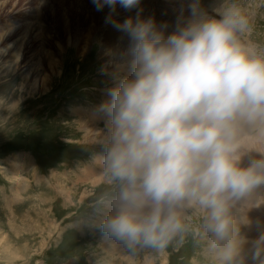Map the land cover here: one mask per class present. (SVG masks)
<instances>
[{"label": "rangeland", "instance_id": "obj_1", "mask_svg": "<svg viewBox=\"0 0 264 264\" xmlns=\"http://www.w3.org/2000/svg\"><path fill=\"white\" fill-rule=\"evenodd\" d=\"M32 1L0 0L1 23H39L19 52L22 66H6L0 47V94L20 99L14 114L0 112V264H221L198 208L184 210V231L163 249L129 247L101 227L111 213L106 201L117 187L101 171L105 129L99 108L113 84L108 53L128 45L113 22L139 11L141 18L170 22L171 30L181 9L187 17L190 0H139L132 8L117 3L114 10L100 11L92 0H50L41 14L39 2ZM232 4L249 19L250 30L241 39L264 48V0H200L212 16ZM24 64L34 65L28 75ZM249 156L259 158L246 153L242 167ZM94 177L102 180L93 185ZM246 199L259 213L238 212L240 201L232 209L239 229L237 258L259 264L264 251L255 259L253 254L256 247L264 249V186Z\"/></svg>", "mask_w": 264, "mask_h": 264}, {"label": "clouds", "instance_id": "obj_2", "mask_svg": "<svg viewBox=\"0 0 264 264\" xmlns=\"http://www.w3.org/2000/svg\"><path fill=\"white\" fill-rule=\"evenodd\" d=\"M92 3L100 11L139 0ZM187 13L167 34V23L139 11L113 22L128 45L108 53L113 84L99 108L101 171L117 187L101 227L129 247L163 249L184 231V210L198 208L221 264H243L232 209L264 186V150L241 166L246 141L264 144V48L241 39L250 23L235 4L212 16L190 0ZM0 98V112L19 110V98Z\"/></svg>", "mask_w": 264, "mask_h": 264}, {"label": "bare ground", "instance_id": "obj_3", "mask_svg": "<svg viewBox=\"0 0 264 264\" xmlns=\"http://www.w3.org/2000/svg\"><path fill=\"white\" fill-rule=\"evenodd\" d=\"M33 1H38L39 2V4H40V8H38V7H36L38 10H39V14H41V11H42V9H43V4H46V3H50V2H52V1H44V0H33ZM32 1V2H33ZM68 1V0H67ZM83 2H81V3H83V4H87V2L89 1V0H82ZM161 2H162V0H160ZM165 1V0H164ZM167 1V0H166ZM30 2V1H29ZM37 2V3H38ZM161 5H163V4H161ZM160 5V6H161ZM165 5V4H164ZM160 6H159V8H160ZM171 6V5H170ZM166 7V6H165ZM213 7H214V5H213ZM162 8V7H161ZM164 8V7H163ZM37 9H35V11L37 10ZM155 9H156V7H155ZM168 9V8H167ZM167 9H166V11H167ZM187 9V8H186ZM170 10V9H169ZM168 10V11H169ZM31 11V10H30ZM34 11V12H35ZM155 11V10H154ZM209 10H207V12H208ZM214 11V10H213ZM211 12V11H210ZM161 13H163V12H161ZM160 13V14H161ZM31 14H33V13H31ZM157 14V13H156ZM209 14V13H208ZM216 15V14H215ZM31 17H33V16H31ZM149 17H154V16H149ZM163 17H165V16H163ZM29 18V17H28ZM161 18V17H160ZM30 19V18H29ZM32 19V21H33V18H31ZM1 20V19H0ZM155 21H156V19H155ZM36 23H37V21H35ZM156 22H158V21H156ZM155 22V23H156ZM161 22V21H160ZM156 23L157 24V26H159L160 24H162V23ZM163 23H165V22H163ZM170 24V22L168 23V25ZM174 25V24H173ZM39 23H37V24H34L33 22L32 23H30V22H28V23H25V24H20V22H19V20H16V19H13V20H9V19H7L4 23L2 22L1 23V21H0V47L1 48H5V51H4V53L6 54V55H4L5 57H6V59H5V65L6 66H22L21 64V60H20V57H21V55L22 54H19V52H20V50H21V47H22V45H23V49H24V46L26 45V44H28L27 43V40H28V38L27 37H30V38H32L33 36H35V34H37V33H35V32H38L39 31ZM172 27V26H171ZM41 29V28H40ZM167 31H170L169 30V28L168 29H166L165 30V32H166V34H167ZM17 32H19V33H17ZM76 33V32H75ZM126 35V34H125ZM16 36H19L20 37V39L19 38H16V40L14 39L13 40V37H16ZM28 46V45H27ZM26 46V47H27ZM121 46V45H120ZM103 49V48H102ZM106 53V52H105ZM1 55H3V54H1ZM4 58V57H3ZM12 58H15V60L14 61H11L12 60ZM10 59V60H9ZM4 60V59H3ZM23 62V61H22ZM50 66H52V64L53 63H48ZM36 65V64H35ZM23 66H34L33 64H24ZM38 66V65H37ZM8 68V67H7ZM9 69V68H8ZM12 69V68H11ZM30 69V67L29 68H27V75H28V70ZM11 71V70H10ZM32 71V70H31ZM8 72V71H7ZM6 72V73H7ZM24 78V77H23ZM35 88V87H34ZM84 129H86V127L84 128ZM96 135V134H95ZM93 140V139H92ZM244 148H245V150H249L248 152H247V154L248 155H258L259 156V153H257V152H255L254 150H257V149H259V150H264V144H259V143H255V142H253V141H251V140H248V141H246L245 142V144H244ZM246 156V155H245ZM244 156V157H245ZM244 159V158H243ZM242 162H243V160H242ZM91 180H93L92 182H91V184L93 183V185H96V183H98L99 181H101L102 180V178H93V179H91ZM247 200V199H246ZM246 200H242V201H240L239 203H240V205H239V203H238V205L239 206H242V208L241 209H239V211L238 212H243V213H249V211L250 212H254L253 214H256V213H259L258 212V208L257 207H255V206H246V202H248V204L252 201H246ZM243 203H245V204H243ZM242 204V205H241ZM236 207H237V204L235 205ZM235 207V208H236ZM264 208V207H263ZM263 208H261V210H263ZM237 208H236V210H238ZM243 209V210H242ZM237 212V211H236ZM250 214V213H249ZM257 215V214H256ZM244 217V216H243ZM247 217H248V215H247ZM246 219V218H245ZM244 232V231H243ZM261 242H263V241H261Z\"/></svg>", "mask_w": 264, "mask_h": 264}]
</instances>
